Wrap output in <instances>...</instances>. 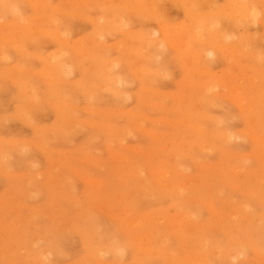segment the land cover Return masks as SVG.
Instances as JSON below:
<instances>
[{
  "label": "rangeland",
  "instance_id": "374dc122",
  "mask_svg": "<svg viewBox=\"0 0 264 264\" xmlns=\"http://www.w3.org/2000/svg\"><path fill=\"white\" fill-rule=\"evenodd\" d=\"M263 24L264 0H0V264H264Z\"/></svg>",
  "mask_w": 264,
  "mask_h": 264
},
{
  "label": "bare ground",
  "instance_id": "6f19581e",
  "mask_svg": "<svg viewBox=\"0 0 264 264\" xmlns=\"http://www.w3.org/2000/svg\"><path fill=\"white\" fill-rule=\"evenodd\" d=\"M139 1H140V0H139ZM195 1H196V0H195ZM199 1H200V0H199ZM231 1H232V0H231ZM259 1H261V0H259ZM113 2H114V1H113ZM173 2H174V1H173ZM245 2H246V0H245ZM29 3H32V2H29ZM235 3H236V2H235ZM262 3H263V2H262ZM147 4H148V3H147ZM151 4H152V3H151ZM191 4H192V3H191ZM196 4H197V3H196ZM242 4H243V3H242ZM245 4H246V3H245ZM31 5H32V4H31ZM149 5H150V3H149ZM189 5H190V4H189ZM251 5H252V4H251ZM98 6H99V5H98ZM173 6H174V5H173ZM196 6H197V5H196ZM240 6H241V5H240ZM85 7H88V6H85ZM187 7H188V5H187ZM191 7H192V6H191ZM231 7H232V6H231ZM242 7H243V6H242ZM247 7H248V6H247ZM251 7H252V6H251ZM99 8H100V6H99ZM140 8H141V7H140ZM188 8H189V7H188ZM192 8H193V7H192ZM8 9H9V8H8ZM13 9H14V8H13ZM15 9H16V8H15ZM240 9H241V8H240ZM262 9H263V8H262ZM11 10H12V7H11ZM35 10H36V9H35ZM189 10H190V9H189ZM8 11H10V10H8ZM12 11H13V10H12ZM12 11H10V12H12ZM224 11H225V10H224ZM245 12L247 13V11H244V13H245ZM14 13H15V12H14ZM191 13H192V12H191ZM220 13H221V12H220ZM225 13H226V12H225ZM225 13H224V14H225ZM227 13H229V12H227ZM230 13H231V12H230ZM244 13L241 12V13L237 14V17H239V19H240V17H243V15L245 16L246 13H245V14H244ZM249 13H250V14H249V15L246 14V16H248L249 18H253V17H250L252 11H250ZM256 13H257V12H256ZM224 14H223V15L221 14V15L224 16ZM231 14H232V13H231ZM41 15H42V14H41ZM209 15H210V14H209ZM226 15H227V14H226ZM226 15H225V16H226ZM229 15H230V14H229ZM89 16H90V15H89ZM218 16H219V15H218ZM222 16H220V17H222ZM231 16H232V15H231ZM231 16H230V17H231ZM254 16H255V15H254ZM197 17H198V16H197ZM208 17H209V16H208ZM211 17H212V16H211ZM214 17H215V16H214ZM233 17L236 18V16H233ZM248 17H247V18H248ZM121 18H122V17H121ZM154 18H155V17H154ZM227 18H228V17H227ZM245 18H246V17H245ZM255 18H256V16L253 18L254 21H255ZM152 19H153V18H152ZM169 19H170V18H169ZM199 19H200V17H199ZM224 19H225V18H224ZM237 19H238V18H237ZM227 20H228V19H227ZM231 20H232V19H231ZM246 20H247V19H246ZM249 20H250V19H249ZM116 21H117V20H116ZM256 21H258V20H256ZM58 22H59V21H58ZM97 22H98V21H97ZM234 22H235V21H234ZM236 22H237V21H236ZM245 22H246V21L244 20V23H245ZM23 23H24V21H23ZM212 23H213V22H212ZM215 23H216V22H215ZM223 23H224V22H223ZM246 23H247V22H246ZM246 23H245V24H246ZM256 23H257V22H256ZM192 24H193V23H192ZM211 25H214V24H211ZM248 25H249V24H248ZM261 25H262V22H261ZM263 25H264V24H263ZM112 26H113V25H112ZM164 26H165V25H164ZM175 26H176V25H175ZM175 26H174V27H175ZM194 26H195V25H194ZM205 26H206V25H205ZM209 26H210V25H209ZM242 26H243V25H242ZM25 27H26V26H25ZM263 27H264V26H263ZM112 28H113V27H112ZM164 28H165V27H164ZM178 28H179V27H178ZM204 28H205V27H204ZM211 28H212V26H211ZM215 28H216V27H215ZM162 29H163V28H162ZM180 29H181V28H180ZM182 29H183V28H182ZM192 29H196V28H191V30H192ZM201 29H202V27H201ZM117 30H118V29H117ZM196 30H197V29H196ZM210 30H211V29H210ZM165 31H166V30H165ZM165 31H163V32H165ZM175 31H176V28H175ZM175 31H174V33L177 34ZM178 31H179V30H178ZM192 31H194V30H192ZM211 31H212V30H211ZM163 32H162V33H163ZM167 32H168V31H166L165 33H163V35H165ZM199 32H200V31H199ZM18 33H19V32H18ZM121 33H122V32H121ZM122 34H123V33H122ZM168 34H169V33H168ZM194 34H195V33H194ZM214 34H215V33H214ZM126 35H129V34L127 33ZM171 35L174 37L173 34H171ZM153 36H154V34H153ZM168 36H169V35H168ZM175 36H176V35H175ZM191 36H192V35H191ZM203 36H204V35H203ZM247 36H248V35H247ZM211 37H213V36L211 35ZM217 37H218V36H217ZM220 37H221V36H220ZM148 38H149V37H148ZM163 38H164V36H163ZM169 38H170V37H169ZM202 38H203V37H202ZM232 38H233V37H232ZM141 39H142V38H141ZM190 39H192V38L190 37ZM193 39H194V38H193ZM195 39H196V38H195ZM216 39H217V38H216ZM220 39H221V38H220ZM251 39H252V38H251ZM138 40H139V39H138ZM165 40H168V39H165ZM169 40H170V39H169ZM181 40H182V39H181ZM18 41H19V40H18ZM96 41H98V40H96ZM191 41H192V40H191ZM193 41H197V39H196V40H193ZM239 41H240V40H239ZM260 41H261V40H260ZM166 42H168V41H166ZM169 42H170V41H169ZM218 42H219V40H218ZM224 42H225V41H224ZM226 42H227V40H226ZM226 42H225V43H226ZM6 43H7V42H6ZM144 43H145V41H144ZM171 43H173V41H172ZM184 43H185V42H184ZM202 43H204V42L202 41ZM225 43H224V44H225ZM160 44H161V43H160ZM168 44H169V43H168ZM179 44H180V43H179ZM200 44H201V43H200ZM210 44H212V43H210ZM219 44H222V42H220ZM219 44H218V46L216 45L217 48L220 47ZM259 44H260V43H259ZM110 45H111V44H110ZM180 45H181V44H180ZM183 45H185V44H183ZM188 45H189V44H188ZM188 45H187V46H188ZM201 45H202V44H201ZM205 45H206V44H205ZM207 45H208V44H207ZM207 45H206V46H207ZM18 46H19V45H18ZM156 46H157V45H156ZM161 46H162V45H161ZM169 46H170V45H169ZM174 46L176 47V45H174ZM189 46H190V45H189ZM117 47H118V46H117ZM171 47H172V46H171ZM175 47H174V48H175ZM180 47H181V46H180ZM183 47H184V46H183ZM208 47H209V46H208ZM216 47H215V48H216ZM238 47H239V46H237V48H238ZM185 48H186V47H185ZM195 48H196V47H195ZM212 48H214V47H212ZM215 48H214V49H215ZM217 48H216V49H217ZM224 48H225V47H224ZM118 49H119V48H118ZM180 49L182 50V48H180ZM205 49H206V48H205ZM216 49H215V50H216ZM218 49H220V48H218ZM221 49L224 50L223 48H221ZM207 50H208V48H207ZM225 50H226V48H225ZM239 50H240V49H239ZM241 50H242V49H241ZM117 51H118V50H117ZM216 51H217V50H216ZM218 51H219V50H218ZM203 52H204V51H203ZM226 52H227V51H226ZM236 52H237V51H236ZM236 52H235V53H236ZM137 53H138V52H137ZM141 53H143V52H141ZM181 53H182V51H181ZM229 53H231V52H229ZM238 53H239V52H238ZM191 54H192V53H191ZM138 55H139V54H138ZM140 55H141V54H140ZM185 55H187V54H185ZM188 55H189V54H188ZM188 55H187V56H188ZM193 55H194V54H193ZM211 55H212V54H211ZM213 55H214V54H213ZM231 55H232V54H231ZM231 55H230V56H231ZM144 56H145V55H144ZM198 56H199V55H198ZM228 56H229V55H228ZM243 56H244V55H243ZM245 56H246V55H245ZM247 56H250V57H251V55H247ZM82 57H83V56H82ZM180 57H181V56H180ZM185 57H186V56H185ZM185 57H184V59H185ZM196 57H197V56H196ZM207 57H208V56H207ZM234 57H238V56H234ZM240 57H241V53H240ZM182 58H183V57H182ZM200 58H201V57H200ZM230 58H231V57H230ZM252 58H253V57H252ZM187 59H188V57H187ZM187 59H186V61H187ZM195 59H196V58H195ZM225 59H226V58H225ZM189 60H190V58H189ZM199 60H200V59H199ZM207 60H208V59H207ZM250 60H251V59H250ZM256 60H257V59H256ZM183 61H184V60H183ZM226 61H227V60H226ZM228 61H229V60H228ZM231 61H232V60H231ZM233 61H234V60H233ZM258 61H260V60H258ZM49 62H50V61H49ZM207 62H208V61H207ZM259 63H260V62H259ZM190 64H191V63H190ZM242 64H243V63H242ZM137 65H138V64H137ZM210 65H211V64H210ZM137 67H138V66H137ZM236 68H237V67H236ZM249 68H250V67H249ZM253 69H254V68H253ZM67 70H68V69H67ZM69 70H70V69H69ZM69 70H68V71H69ZM206 70H207V69H206ZM239 70H240V69H239ZM255 70H256V68H255ZM258 70H259V69H258ZM260 70H261V69H260ZM260 70H259V73H260ZM263 71H264V70H263ZM159 72H161V71H159ZM159 72H157V73L159 74ZM198 72H200V71H198ZM242 72H243V71H242ZM187 73H188V72H187ZM251 73H252V72H251ZM261 73H262V72H261ZM237 75H238V74H237ZM241 75H242V74H241ZM247 75H248V74H247ZM260 75H261V74H260ZM262 75H263V74H262ZM139 76H140V75H139ZM157 76H158V75H157ZM162 77H163V76H162ZM165 77H166V76H165ZM227 77H228V76H227ZM231 77H232V76H231ZM237 77H238V76H237ZM261 77H262V76H261ZM150 78H151V77H150ZM204 78H206V77H204ZM235 78H236V77H235ZM244 78H245V77H244ZM250 78H251V77H250ZM169 79H170V78H169ZM251 79H252V78H251ZM256 79H257V78H256ZM262 79H264V77H262ZM202 80H203V79H202ZM217 80H218V79H217ZM241 80H242V79H241ZM241 80H240V81H241ZM231 81H232V80H231ZM254 81H255V80H254ZM262 81H263V80H262ZM147 82H148V81H147ZM237 83L240 84V82H237ZM217 84H218V83H217ZM219 84H221V83H219ZM228 84H229V83H228ZM243 84H244V83H243ZM208 86H209V85H208ZM222 86H224V85H222ZM228 86H229V85H228ZM228 86H227V87H228ZM234 86H235V85H234ZM253 86H254V85H253ZM146 87H147V86H146ZM215 87H216V86H215ZM218 87H219V86H218ZM220 87H221V86H220ZM209 88H210V87H209ZM209 88H208V89H209ZM229 88H230V87H229ZM231 88H233V87H231ZM182 89H183V88H182ZM216 89H217V88H216ZM221 89H222V88H221ZM242 89H243V88H242ZM242 89H239V90H242ZM253 89H254V88H253ZM107 90H108V89H107ZM201 90H202V89H201ZM222 90H223V89H222ZM239 90H237V91H239ZM255 90H256V89H255ZM255 90H254V91H255ZM203 91H204V90H203ZM210 91H211V90H210ZM232 91H233V90H232ZM109 92H110V91H109ZM109 92H108V93H109ZM183 92H184V91H183ZM263 92H264V91H263ZM112 93H113V92H112ZM231 93H232V92H231ZM147 94H148V93H147ZM156 94H157V92H156ZM158 94H159V93H158ZM164 94H165V93H164ZM201 94H202V93H201ZM201 94H200V95H201ZM234 94H235V92H234ZM239 94H240V93H239ZM162 95H163V94H162ZM166 95H167V94H166ZM166 95H163V96L166 97ZM232 95H233V94H232ZM237 95H238V94H237ZM168 96H169V95H168ZM168 96H167V97H168ZM223 96H224V95H223ZM233 96H234V95H233ZM167 97H166V98H167ZM174 97H175V96H174ZM180 97H181V96H180ZM217 97H218V96H217ZM236 97H238V96H235V98H236ZM243 97H244V96H243ZM186 98H187V97H186ZM203 98H204V97H203ZM225 98H227V97L225 96ZM230 98H231V97H230ZM232 98H233V97H232ZM235 98H234V99H235ZM174 99H175V98H174ZM187 99H188V98H187ZM228 99H229V98H228ZM236 99H237V98H236ZM240 99H241V98H239V99H237V100H235V101H239L240 108H241L242 111H244L243 104H240V103L243 102V99H242V100H240ZM147 100H148V99H147ZM232 100H233V99H232ZM261 100H262V99H261ZM148 101L150 102V100H148ZM189 101L191 102L190 99H189ZM230 101H231V100H230ZM244 101H245V100H244ZM146 102H147V101H146ZM231 102H232V101H231ZM261 102L263 103V101H261ZM147 103H148V102H147ZM182 103H183V102H182ZM262 103H261V104H262ZM36 104H37V103H36ZM247 104H249V103H247ZM147 105H148V104H147ZM182 105H183V104H182ZM209 106H210V105H209ZM241 106H242L243 108H242ZM247 107H249V106H247ZM240 108H239V109H240ZM247 109H249V108H247ZM245 110H246V108H245ZM203 111H204V110H203ZM246 111H248V110H246ZM84 112H85V111H84ZM244 112H245V111H244ZM261 115H262V114H261ZM204 116H205V117H208V115H207V116H206V115H203V117H202V115H201L202 118H205ZM199 117H200V116H199ZM140 119H141V118H140ZM145 119H146V118H145ZM26 120H27V118H26ZM213 122H214V121H213ZM246 122H247V121H246ZM182 123H183V122H182ZM185 124H186V123H184V125H185ZM252 124H253V123H252ZM254 126H255V125H254ZM176 127H177V126H176ZM184 127H185V126H184ZM193 127H194V126H193ZM198 128H199V127H198ZM254 128H255V127H254ZM39 129H40V128H39ZM180 129H181V128H180ZM184 129H185V128H184ZM195 129H196V128H195ZM40 130H41V129H40ZM198 130H200V129H198ZM201 130H202V129H201ZM247 131H248V130H247ZM241 132H242V131H241ZM248 132H250V131H248ZM248 132L245 131V133H248ZM70 133H71V132H70ZM143 133H144V132H143ZM250 133H251V132H250ZM145 134H146V132H145ZM243 134H244V132H243ZM252 134H253V133H252ZM165 135H166V134H165ZM214 135H215V134H214ZM245 135H246V134H245ZM249 135H250V134H249ZM180 136H181V135H180ZM215 136H216V135H215ZM250 136H251V135H250ZM157 137H158V136H157ZM221 137H222V136H221ZM230 137H232V136H230ZM252 137L255 138L254 135H253ZM192 138H193V137H192ZM192 138H191V139H192ZM226 138H227V137H226ZM256 138H257V140H253V142L257 141L258 144H259V142H261V143L263 142V143H264V138H262V137H256ZM193 139H194V138H193ZM220 139H221V138H220ZM229 139H230V138H229ZM249 139H250V138H249ZM222 140H223V139H222ZM226 140L228 141V139H226ZM250 140H251V139H250ZM190 141H191V140H190ZM251 141H252V140H251ZM7 142H8V141H7ZM224 142H225V141H224ZM0 146H1V145H0ZM204 146H205V145H204ZM206 146H207V145H206ZM168 147H169V146H168ZM192 147H193V146H192ZM21 148H22V147H21ZM167 149H169V148H167ZM203 149H204V148H203ZM203 149H202V151H204ZM205 149H208V148H205ZM216 149H217V147H216ZM218 149H219V148H218ZM20 150H21V149H20ZM130 150H131V149H130ZM189 150H190V149H189ZM41 151H42V150H41ZM202 151H201V152H202ZM209 152H210V151H209ZM223 152H224V151H223ZM5 153H6V152H5ZM250 154H251V153H250ZM250 154H249V156H250ZM230 155H231V154H230ZM246 155H247V154H246ZM184 156H187V155L184 154ZM226 156H228V155H226ZM241 156H242V155H241ZM255 156H256V155H255ZM190 157H191V156H190ZM233 157H234V156H233ZM251 157H252V156H251ZM253 157H254V156H253ZM83 158H84V157H83ZM187 158H188V157H187ZM256 158H258V157H256ZM120 159H121V158H120ZM123 159H124V158H123ZM258 159H259V158H258ZM258 159H257V160H258ZM263 162H264V161H263ZM164 165H165V164H164ZM162 166H163V165H162ZM208 166H210V165H208ZM261 167H262V166H261ZM127 169H128V168H127ZM174 169H176V168L174 167ZM230 169H231V168H230ZM166 170H167V169H166ZM176 170L179 172L178 169H176ZM184 170H185V169H184ZM177 171H176V174H177ZM165 173H166V172H165ZM167 173H168V172H167ZM152 174H153L154 176H156V175H160V176L165 175V174L162 175V171H152ZM179 174L182 176L181 172H179L178 175H179ZM237 174H238V173H237ZM134 175H135V174H134ZM166 175H167V174H166ZM166 175H165V176H166ZM180 175H179V176H180ZM165 176H164V178L167 177V176H166V177H165ZM184 177H185V176H184ZM190 181H192V180L189 179V182H190ZM97 182H98V181H97ZM189 182H186V183L188 184ZM260 182H261V181H260ZM101 183H102V182H101ZM138 183H139V182H138ZM94 184H95V183H94ZM94 184H93V185H94ZM98 184H99V183H98ZM176 185H177V184H176ZM93 187H95V185H94ZM167 188H168V187H167ZM163 189H164V188H163ZM216 192H217V191H216ZM239 192H240V191H239ZM20 193H21V192H20ZM164 193H166V192H164ZM248 193H250V192H248ZM10 195H11V194H10ZM260 201H261V200H260ZM196 202H197V199H196ZM196 202H195V203H196ZM263 204H264V202H263ZM193 205H194V204H193ZM175 208H176V207H175ZM232 209H233V208H232ZM242 209H243V208H242ZM126 213H127V212H126ZM128 213H129V212H128ZM169 213H170V212H169ZM127 215H128V214H127ZM176 217H177V216H176ZM142 218H143V217H142ZM185 218H186V217H185ZM27 219H28V218H27ZM162 219H163V218H162ZM179 219H181L182 222H184V223L186 222L185 219L183 218V216H182V218H180V215H179ZM123 220H124V219H123ZM137 220H138V219H137ZM146 220L149 221V218L147 217V219H145V221H146ZM175 220H176V219H175ZM175 220H174V221H175ZM191 220H192V219H191ZM138 221H140V220H138ZM143 221H144V220H143ZM158 221H159V220H158ZM176 222H177V221H176ZM178 222H179V221H178ZM128 223H129V222H128ZM155 223H156V221H155ZM155 223H154V224H155ZM138 224H139V223H138ZM138 224H137L136 222H134V225H138ZM154 224H153V225H154ZM157 224H159V223H157ZM129 227H131V226L129 225ZM133 227H134V226H133ZM134 228H135V227H134ZM134 230H135V229H134ZM99 240H100V239H99ZM35 243H36V242H35ZM40 243H41V242H40ZM244 245H245V244H244ZM32 246H33V245H32ZM249 246H250V245H249ZM143 247H144V246H143ZM120 251H121V250H120ZM255 251H258V250H255ZM255 251H254V252H255ZM233 252H234V254H235V257L232 258V259H234V260H235V259L239 260L238 257L243 256L245 251H243V248H241V247L238 248V247H237V249H234ZM50 253H51V252H49V255H50ZM102 253H103V252H102ZM115 253H116V252H115ZM257 253H258V252H257ZM49 255H48V252H42V253L39 255V257H38V261H39V263L41 262V260H40L41 256H42V258H43V257H46V256L49 257ZM102 255H103V254H102ZM229 256H230V255H229ZM97 257H98V256H97ZM118 257H119V256H118ZM230 257H233L232 254H231ZM230 257H229V258H230ZM243 257H244V256H243ZM49 258H50V257H49ZM227 258H228V257H227ZM47 259H48V258H47ZM96 259H98V258H96ZM171 259H172V258H171ZM118 260H119V259H118ZM46 261H47V260H46ZM196 262H197V261H196ZM196 262H195V263H196ZM118 263H119V262H118Z\"/></svg>",
  "mask_w": 264,
  "mask_h": 264
}]
</instances>
